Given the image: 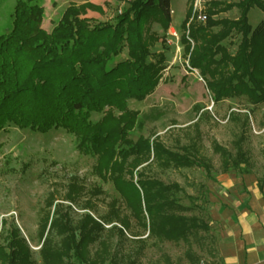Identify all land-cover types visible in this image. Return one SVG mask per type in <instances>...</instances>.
Returning a JSON list of instances; mask_svg holds the SVG:
<instances>
[{"label":"trees","instance_id":"16d2710c","mask_svg":"<svg viewBox=\"0 0 264 264\" xmlns=\"http://www.w3.org/2000/svg\"><path fill=\"white\" fill-rule=\"evenodd\" d=\"M226 1L212 2L206 26L191 25L189 37L183 36L182 41L195 67L209 48L218 46L234 32L241 35L236 54L217 63L212 99L218 103L243 96L259 105L264 103V18L252 28L248 15L258 8L264 16V0H239L237 5ZM234 6L241 9L238 20L213 19ZM192 14L193 8L187 11L184 28ZM12 18V28L0 35V131L17 127L45 134L63 129L79 139L82 154L96 158L95 175L113 183L136 222L148 229L150 238L191 246V240L198 241L201 233L208 234L211 226L197 213L201 210L198 198L187 196L176 183L167 185L145 177L146 168L134 182L136 167L127 168L129 158L144 153L148 154V162L152 160L163 169L200 167L207 173L212 169L211 163L172 152L159 141L151 143L143 136L132 138L135 131H143L147 117L129 110L128 101H143L152 95L164 69L163 57L155 62L149 60L155 37H148L147 26L153 21L165 31L170 28L171 0H134L113 21L84 19L88 24L83 27L78 26L79 17L65 13L51 31L43 26L44 8L34 0H19ZM213 28L219 30L213 33ZM205 36L204 49L191 52L190 40L197 42L198 37ZM124 49L128 51L127 58L112 66ZM93 114L103 117L93 122ZM235 145V156L217 148L224 158L225 171L249 175L242 142ZM259 190L264 199V181ZM181 195L189 205L182 204ZM117 203L112 201V217L104 220L108 224L115 219L120 222L121 228L113 229L124 236L129 225L117 217ZM46 206L39 225L44 236L47 233L40 252L43 264H88L87 245L97 239L103 224L85 214L74 225L68 207L51 199ZM53 232L61 238L59 245L51 238ZM194 257L193 251H188L187 258L193 261ZM0 263L32 264L30 248L18 230L6 247L0 245Z\"/></svg>","mask_w":264,"mask_h":264},{"label":"rangeland","instance_id":"374dc122","mask_svg":"<svg viewBox=\"0 0 264 264\" xmlns=\"http://www.w3.org/2000/svg\"><path fill=\"white\" fill-rule=\"evenodd\" d=\"M18 1L0 0V35L12 28ZM133 1L34 0L45 10L43 26L49 31L65 13L79 17V27L88 24L84 19L113 21ZM197 1L199 11L195 10ZM214 1L171 0L172 21L167 31L159 23L150 21L146 33L148 37H155V41L150 45L149 60L155 62L163 57L164 69L152 95L143 101H128L129 110L147 117L143 131L132 133L134 140L143 136L151 143L159 141L172 152L193 155L212 165L209 173L200 167L163 169L152 164V160L148 162V154L143 153L127 161L128 169L136 167L134 182L146 168L145 177L167 185H180L187 196L198 198L201 210L197 213L211 226L210 232L201 233L202 238L198 241L191 240V246L150 238L148 229L136 222L113 183L103 182L95 175L96 158L80 152L76 136L63 129L41 134L10 127L0 131L1 246L6 247L13 232L18 230L30 248L32 264H43L40 252L47 233L44 236L39 225L47 210L46 203L51 199L55 204L69 208L67 213L74 225L85 214L103 224L97 239L87 245L88 264H222L218 244L229 228L224 222L228 223L236 216L235 211L247 204L252 191L258 190L264 181V103L254 105L243 96L225 98L218 103L212 99V88L217 85V63L236 54L242 39L238 33L234 32L218 46L209 48L195 67L190 63L191 53L186 52L182 38L189 37L191 25L206 26L207 19L204 21L200 16L208 17V9ZM238 2L226 1L233 5ZM192 8V17L184 28L187 11ZM240 14L241 9L234 6L213 19L236 21ZM248 17L252 28L264 18L258 8H253ZM171 30L178 34V41L171 37ZM218 30L213 28L211 32ZM206 38L198 37L197 42L190 40L191 52L204 49ZM127 52L124 49L111 65L125 60ZM102 117L103 114H93L92 121L97 122ZM237 141L242 142L246 153L249 175L225 171L224 158L217 149H225L235 156ZM149 156H152L151 150ZM126 179H129L128 175ZM180 197L182 204L189 205L184 195ZM112 201L118 202L117 217L129 225L124 236L113 229L121 228L120 222L115 219L108 224L104 220L112 217ZM51 238L56 245L60 244L61 238L56 232ZM191 250L195 255L193 261L187 258Z\"/></svg>","mask_w":264,"mask_h":264},{"label":"crops","instance_id":"0c3cea01","mask_svg":"<svg viewBox=\"0 0 264 264\" xmlns=\"http://www.w3.org/2000/svg\"><path fill=\"white\" fill-rule=\"evenodd\" d=\"M251 195L236 216L224 222L229 228L218 244L222 264H264V199L259 188Z\"/></svg>","mask_w":264,"mask_h":264},{"label":"built area","instance_id":"2783aa9c","mask_svg":"<svg viewBox=\"0 0 264 264\" xmlns=\"http://www.w3.org/2000/svg\"><path fill=\"white\" fill-rule=\"evenodd\" d=\"M198 1L196 2V7H195V10H198L199 11V9L197 8L198 7ZM201 13V12H200ZM200 18L202 19V20H206L207 19V17L206 16H200ZM170 34H171V37H173V39H176L177 41L179 40V36H178V34L175 32V31H173V30H171L170 31Z\"/></svg>","mask_w":264,"mask_h":264}]
</instances>
